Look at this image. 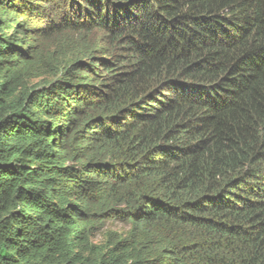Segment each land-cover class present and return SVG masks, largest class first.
Returning <instances> with one entry per match:
<instances>
[{"label":"trees","instance_id":"trees-1","mask_svg":"<svg viewBox=\"0 0 264 264\" xmlns=\"http://www.w3.org/2000/svg\"><path fill=\"white\" fill-rule=\"evenodd\" d=\"M0 264H264V0H0Z\"/></svg>","mask_w":264,"mask_h":264},{"label":"rangeland","instance_id":"rangeland-1","mask_svg":"<svg viewBox=\"0 0 264 264\" xmlns=\"http://www.w3.org/2000/svg\"><path fill=\"white\" fill-rule=\"evenodd\" d=\"M19 20L21 21L23 19L19 18ZM19 20L17 19V21ZM39 20L40 19L37 18V20L35 19V20H31V22H28L30 28L33 26H39L40 25ZM12 28L13 26L9 25L8 31L12 30ZM41 45H42L41 47L42 55L38 59L39 65L35 66V71H33V76L28 82L29 85L31 86L38 85L43 81H49L50 79H52L53 74H55L54 72L59 71L61 69V65L65 64V60L62 54H60V50L57 53H54V46L51 47L50 43H47L45 45L41 44ZM61 53H65V52L63 51ZM122 229H123L122 226L117 225L115 223H110L104 228L103 231L98 230L94 232L92 236L89 237V241L92 244L104 243L106 232L111 231V232L120 233Z\"/></svg>","mask_w":264,"mask_h":264}]
</instances>
